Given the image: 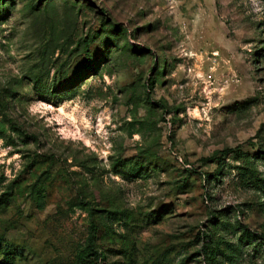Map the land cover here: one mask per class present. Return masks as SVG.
<instances>
[{
  "label": "rangeland",
  "instance_id": "rangeland-1",
  "mask_svg": "<svg viewBox=\"0 0 264 264\" xmlns=\"http://www.w3.org/2000/svg\"><path fill=\"white\" fill-rule=\"evenodd\" d=\"M0 264H264V0H0Z\"/></svg>",
  "mask_w": 264,
  "mask_h": 264
},
{
  "label": "trees",
  "instance_id": "trees-1",
  "mask_svg": "<svg viewBox=\"0 0 264 264\" xmlns=\"http://www.w3.org/2000/svg\"><path fill=\"white\" fill-rule=\"evenodd\" d=\"M89 254H95V255L97 254L96 256L99 257V258H101V259L104 257L103 252H101V251H99V252L93 251V248H90ZM87 255H88V253H87ZM88 256H90V255H88ZM82 260H85V259H82Z\"/></svg>",
  "mask_w": 264,
  "mask_h": 264
}]
</instances>
